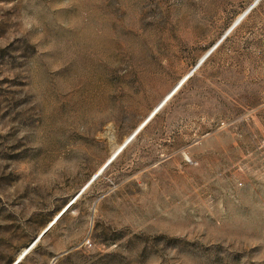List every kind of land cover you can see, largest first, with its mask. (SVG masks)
Listing matches in <instances>:
<instances>
[{"label": "rangeland", "instance_id": "rangeland-1", "mask_svg": "<svg viewBox=\"0 0 264 264\" xmlns=\"http://www.w3.org/2000/svg\"><path fill=\"white\" fill-rule=\"evenodd\" d=\"M0 264H264V0H0Z\"/></svg>", "mask_w": 264, "mask_h": 264}, {"label": "bare ground", "instance_id": "bare-ground-1", "mask_svg": "<svg viewBox=\"0 0 264 264\" xmlns=\"http://www.w3.org/2000/svg\"><path fill=\"white\" fill-rule=\"evenodd\" d=\"M245 14H246V13H245ZM245 14H244L241 18H239V20L237 21V23H239V22L242 20V18L245 16ZM125 146H126V145H123L122 148H124ZM116 155H117V154H115V155H114V156H113L108 162H110V161L112 162V160L116 157ZM108 162H107V163H108ZM111 162H110V163H111ZM107 163H106V164H107ZM110 163H109V164H110ZM106 164H105V165H106ZM109 164H108V165H109ZM105 165H104V166H105ZM99 172H100V171H99ZM96 175H97V174H96ZM57 219H58V218H57ZM57 219H56V220H57ZM56 220H55V221H56ZM55 221H54V222H55ZM53 224H54V223H52V225H53ZM52 225H51V226H52ZM51 226H50V227H51ZM50 227H48V228L45 230V232H46Z\"/></svg>", "mask_w": 264, "mask_h": 264}, {"label": "water", "instance_id": "water-1", "mask_svg": "<svg viewBox=\"0 0 264 264\" xmlns=\"http://www.w3.org/2000/svg\"><path fill=\"white\" fill-rule=\"evenodd\" d=\"M126 144H127V143H126ZM126 144H125V145H126ZM110 162H111V161H110ZM110 162H108V163H107V164H106V165L100 170V172L97 173V175L94 177V179L97 178V177H98V176H99V175H100V174L106 169V167L108 166V164H109ZM94 179H93V180H94ZM42 235H43V234H42Z\"/></svg>", "mask_w": 264, "mask_h": 264}, {"label": "trees", "instance_id": "trees-1", "mask_svg": "<svg viewBox=\"0 0 264 264\" xmlns=\"http://www.w3.org/2000/svg\"><path fill=\"white\" fill-rule=\"evenodd\" d=\"M57 222H58V221H57ZM57 222H56V223H57ZM56 223H55V224H56ZM55 224H54V225H55Z\"/></svg>", "mask_w": 264, "mask_h": 264}]
</instances>
